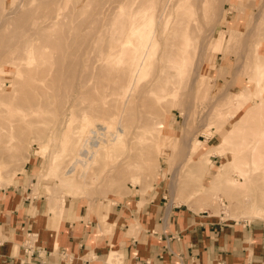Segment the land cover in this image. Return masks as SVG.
Returning a JSON list of instances; mask_svg holds the SVG:
<instances>
[{"label": "rangeland", "instance_id": "1", "mask_svg": "<svg viewBox=\"0 0 264 264\" xmlns=\"http://www.w3.org/2000/svg\"><path fill=\"white\" fill-rule=\"evenodd\" d=\"M92 1L0 0V186L37 162L32 194L55 214L67 198L97 206L159 184L195 210L264 219L248 207L235 213L228 199L253 194L264 205V0H150L155 46L130 89L119 59L140 61L137 44L116 41L105 24L128 0ZM26 11L42 18L19 20ZM51 15L59 24L43 30L53 34L46 44L34 27ZM90 135L100 153L84 144Z\"/></svg>", "mask_w": 264, "mask_h": 264}, {"label": "crops", "instance_id": "2", "mask_svg": "<svg viewBox=\"0 0 264 264\" xmlns=\"http://www.w3.org/2000/svg\"><path fill=\"white\" fill-rule=\"evenodd\" d=\"M37 166L0 186V264H264V219L195 210L159 184L55 214L32 194Z\"/></svg>", "mask_w": 264, "mask_h": 264}, {"label": "bare ground", "instance_id": "3", "mask_svg": "<svg viewBox=\"0 0 264 264\" xmlns=\"http://www.w3.org/2000/svg\"><path fill=\"white\" fill-rule=\"evenodd\" d=\"M81 1V0H80ZM89 3H93L94 1L92 0H88ZM149 1L150 0H128L126 4L122 5L121 7L114 9V11H112L110 13L109 19L106 21V28H113V32L111 33V37L114 38L116 41H122L123 37L125 36H129L130 40L135 41V43L137 44V51L135 53H139L140 54V61L139 60H135L133 59L132 56H128L126 55L125 57H123L122 59H119V62L122 63V73L123 76L119 79V83L121 85L122 88L124 89H130L131 87H133V85L136 84V78L135 75L137 76V74H140V69L142 67V63L141 61H144L147 55V50L149 48H152L153 46H155V42H154V36H155V28L153 27V20L152 17H149V13H150V7H149ZM179 1V0H178ZM183 2V1H182ZM180 3V1H179ZM184 4V2H183ZM183 6V5H182ZM197 8V7H196ZM15 9V8H14ZM20 10V9H18ZM34 11H26L24 12L19 20H24L26 22L31 21L32 19H40L42 17H37L34 16L33 13ZM49 18L51 19L50 21L52 23H48L45 25L40 24L39 22L37 23V25H35L34 29H36L38 36L42 37L43 40L46 42V44L48 42H51L52 40V35L51 33L46 32L43 33L44 31H50L51 28H53L54 26H56L57 24H59L57 21H55V16L51 15L49 16ZM177 22V21H176ZM182 22V21H181ZM155 24V23H154ZM177 24V23H176ZM184 24V22H183ZM167 25V24H165ZM169 25V24H168ZM1 26V25H0ZM155 26V25H154ZM185 28V25H184ZM108 30V29H107ZM179 30V29H177ZM157 31V30H156ZM180 32V31H179ZM164 34V33H163ZM102 36V35H101ZM173 36V35H172ZM16 37V36H15ZM18 37V36H17ZM110 37V35H109ZM23 38V37H22ZM102 38V37H101ZM100 38V39H101ZM175 38V37H174ZM40 39V38H39ZM19 41V40H18ZM4 42V41H3ZM133 43V44H135ZM20 44L22 45V51L24 53H29L30 51V47H29V41L28 40H21ZM10 45V44H8ZM157 45V44H156ZM260 47V46H259ZM132 49L130 48V46L127 44L125 45L121 51L128 53L130 52ZM134 51V50H133ZM115 57V56H114ZM27 57H25L26 59ZM119 58V57H118ZM117 59V58H116ZM115 59V61L117 62V60ZM111 61V60H110ZM19 62V61H18ZM180 65V64H178ZM106 66V65H105ZM258 69V68H256ZM54 70V69H53ZM132 71L134 77L130 76L127 77L125 74L127 73V71ZM254 70V69H253ZM264 70V69H263ZM252 71V70H251ZM131 72V73H132ZM253 72V71H252ZM255 72V71H254ZM258 72V71H257ZM50 73V72H49ZM261 73V72H260ZM249 74V73H248ZM251 75V74H249ZM256 77V76H255ZM258 79V77H257ZM259 80V79H258ZM258 86V85H257ZM256 87V86H255ZM257 89V88H256ZM126 91V90H125ZM99 92V91H98ZM249 92V91H247ZM246 92V93H247ZM122 94V93H121ZM248 94V93H247ZM125 95V94H124ZM246 95V94H245ZM251 95V93L249 94ZM248 96V95H247ZM120 98V97H119ZM247 99V98H246ZM249 100V99H248ZM118 104V101L116 102ZM105 107V106H104ZM101 108H96L93 112V116L94 118L97 117L96 111H100ZM116 111V110H115ZM120 114V113H119ZM107 115L109 116L108 119L110 118V111H107ZM107 117V116H106ZM105 117V118H106ZM83 118V117H82ZM120 118V117H119ZM92 119L89 116H84L83 120H82V124L79 126V129L82 130V127L84 126V124H87L88 122H90ZM122 120V117L121 119ZM97 122V121H96ZM89 127V126H88ZM92 127V126H91ZM102 128V127H101ZM92 129V128H91ZM105 129V128H104ZM100 130V129H99ZM103 130V129H102ZM115 132V131H114ZM117 132V131H116ZM225 133V132H224ZM96 134L98 135V133L96 132ZM226 134V133H225ZM106 135V133H105ZM124 136V135H123ZM225 137V136H224ZM223 137V143L225 144L226 142L229 141V139L226 137ZM88 138V137H87ZM98 137H94L90 135V139H86L84 144L88 145L91 144L90 146L92 147H96L98 148V152L100 153L101 151V147L99 146V142H98ZM100 139V138H99ZM228 139V140H227ZM82 140L81 137H79L78 141ZM107 141V140H106ZM120 141H122L121 139V134H115L113 142L114 143H119ZM88 143V144H87ZM222 143V145H223ZM81 144V143H80ZM120 144V143H119ZM118 144V145H119ZM227 145V144H226ZM83 146V144H82ZM89 146V147H90ZM84 148V147H83ZM85 149V148H84ZM91 149V148H90ZM89 149V150H90ZM86 150V149H85ZM88 150V151H89ZM107 151V150H106ZM79 153V151H78ZM82 153V152H81ZM85 153V152H84ZM82 153V154H84ZM99 153H94L95 155H99ZM218 153H222L223 156H227L229 153L228 151L225 152L224 148L222 147L220 149V151ZM87 155V154H86ZM83 156V155H82ZM91 156V155H90ZM89 156V157H90ZM96 157V156H94ZM94 159V158H93ZM80 160V159H79ZM87 160V158H86ZM231 160V159H230ZM82 161V159H81ZM209 161L210 165L208 167L207 171L211 170V167L214 166V163L207 157V162ZM84 162H86L84 160ZM93 162V160H92ZM91 162V163H92ZM79 163V162H78ZM77 163V164H78ZM90 163V162H89ZM95 163V162H94ZM85 163L86 166L89 167V164ZM233 162L230 163L226 169L221 170L218 174L215 175L214 178H212L211 181V189L212 188H216L219 185H222L223 182L222 180H219L221 178H219L220 176L223 175V173H225V171L228 169V167L232 166ZM84 165V164H83ZM85 167V166H84ZM87 167V168H88ZM197 165H194L192 167V170L195 171L197 169ZM76 168V167H75ZM73 170V169H72ZM75 170V169H74ZM72 173V172H70ZM206 177V176H205ZM231 190H229V188H225V192L226 193H230ZM229 196V195H228ZM230 200V202L233 204L234 207V212L236 213L240 208L242 207H248L249 209L253 210L254 213L256 214H262L264 211V205H261L262 203L258 201V198L256 196H254L253 194H249L246 196V198L240 199V198H236L234 195L233 197H229L228 198ZM257 199V200H256ZM220 201H225V200H221ZM220 202V203H221Z\"/></svg>", "mask_w": 264, "mask_h": 264}]
</instances>
